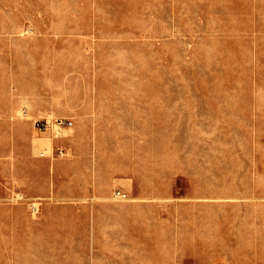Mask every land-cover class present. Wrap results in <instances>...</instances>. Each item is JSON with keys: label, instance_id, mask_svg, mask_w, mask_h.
<instances>
[{"label": "rangeland", "instance_id": "374dc122", "mask_svg": "<svg viewBox=\"0 0 264 264\" xmlns=\"http://www.w3.org/2000/svg\"><path fill=\"white\" fill-rule=\"evenodd\" d=\"M0 264H264V0H0Z\"/></svg>", "mask_w": 264, "mask_h": 264}]
</instances>
